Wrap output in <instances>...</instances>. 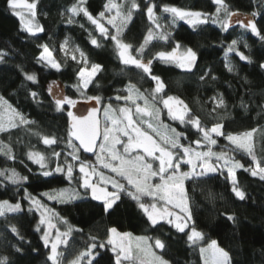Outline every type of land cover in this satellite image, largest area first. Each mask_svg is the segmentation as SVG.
Wrapping results in <instances>:
<instances>
[{
	"label": "trees",
	"instance_id": "trees-1",
	"mask_svg": "<svg viewBox=\"0 0 264 264\" xmlns=\"http://www.w3.org/2000/svg\"><path fill=\"white\" fill-rule=\"evenodd\" d=\"M115 1L118 4L124 2ZM75 2L76 0H38L36 21L43 31L30 35L21 30L20 20L9 8L8 0H0V50L7 53L0 60V95L28 120L35 122L26 127L0 132V140L11 147L15 156L14 160H9L0 155V169L14 168L21 176L28 177L26 182L18 185L0 177V200L19 202L21 205L20 211L0 216V258L6 257V264H52L48 260L50 246L45 247L41 239L44 234L43 225H40V231H36L41 218L40 212L24 198L27 190L32 196L40 198L54 213L56 231L64 233L69 228L72 229L67 243L59 245L58 250L62 253L60 263L74 260L80 252L85 251L92 243V236L97 237V244L105 242L108 229L114 227L132 235L160 238L165 247L159 250V254L171 264H202L200 247L212 240L217 241L218 246L228 253L230 264H264V180L251 176L243 169H238L236 173L238 184L245 192L246 198L243 201L231 191L226 171L223 174L212 173L185 181L195 227L203 234L201 243L192 244L185 233L178 232L164 222L156 228L150 227L137 202L126 192H121L120 199L105 212L103 201L92 199V195L80 186L78 163L73 162V179L69 182L64 173L53 172L47 177L41 175L40 165L28 158L27 153L30 151L44 154L48 158L49 169H54L58 162L63 164L65 159L71 161L68 156L71 149L67 147L69 107L65 105L63 111L56 110L54 96L49 93L50 85L51 92L55 86L63 96L76 101L98 96L101 98V107L122 102L116 96L119 90L129 84L135 85L141 92H151L156 86L150 77L135 66L124 65L112 39L101 36L82 14L76 17L74 23L67 22V9ZM137 2L140 10L134 11L120 37L123 43L132 45L131 52L134 56L135 49L144 43L150 27L144 11L147 0ZM152 2L158 6L156 13L161 17V25L172 21L170 14L160 12L159 6L165 4L207 13H214L216 9L212 0ZM225 2L236 13L251 15L256 12L253 19L264 34V0ZM106 3L107 0H86V7L96 16L104 11ZM124 11H127V4ZM110 28L112 30L113 27ZM161 30L171 33L167 41L156 35ZM111 33L115 34V31ZM93 37L97 39L98 47L90 43ZM65 38L72 45L78 46L90 63L102 66L87 89L77 91L75 87L78 82L76 73L82 65L66 58L61 52L59 43ZM239 38L243 40V44H237V48L251 62L241 60L235 52L228 53L232 67V71H229L225 66V52L228 44ZM177 43L181 45L177 51H183L187 47L196 51L197 61L191 71L172 62H162L159 59L153 61L152 74L159 76L164 83L159 101L168 96L178 98L188 106L193 115L200 118L203 125L210 128L214 123L220 122L224 125L225 133L237 134L256 129L253 150L258 157H264V69L260 67L264 63V40L237 24L222 31L217 24L209 22L193 30L184 21L176 20L174 25H162V29L154 30V39L145 47L143 58L151 59L159 51L171 52ZM40 45H47L52 51L53 57L61 65L59 71L46 66L43 61L38 62L37 57L43 51ZM25 73L34 74L36 82L26 80ZM205 73L210 74L201 80L200 77ZM31 92L38 94L35 99L30 95ZM220 95L225 105L213 111L215 101L211 98ZM159 101L155 102V107L160 109L159 119L167 121ZM173 126L186 134L187 139L182 140L184 144H189L201 135L189 124L174 122ZM34 133L55 137L58 143L47 146ZM216 139L218 143L214 146V151H227L232 147L223 137ZM72 143L75 145L73 139ZM53 151L61 153L58 160L51 155ZM230 154L245 167L252 165L245 153L233 151ZM79 155L83 160L94 159V156L88 157L81 152ZM62 187L77 190L83 197L59 202L41 196L44 191ZM144 200L150 203L148 198L145 197ZM225 213L233 215L235 220H228ZM11 226L17 228L23 240L11 232ZM189 231L190 229L185 230ZM16 248L21 251H16ZM92 256L94 258L91 264H116L115 253L109 246L93 249ZM86 259L81 264H89Z\"/></svg>",
	"mask_w": 264,
	"mask_h": 264
},
{
	"label": "snow or ice",
	"instance_id": "snow-or-ice-1",
	"mask_svg": "<svg viewBox=\"0 0 264 264\" xmlns=\"http://www.w3.org/2000/svg\"><path fill=\"white\" fill-rule=\"evenodd\" d=\"M37 2L38 0H31V2L29 0H8L9 8L20 20L21 30L27 31L30 35L43 31V28L36 22ZM212 2L216 5L214 13L181 9L166 4L159 7L162 14L168 13L172 16V25L175 24L176 19H179L195 30L199 26L211 22L217 24L222 31H227L234 22L240 28L250 31L254 36L264 40V34L261 33L253 19L257 15L256 12H252L246 19H240L238 18L239 13L231 11L225 0H212ZM125 4H127V11H124ZM157 7L152 0H147L144 11L150 22V27L144 37V43L135 49V56L130 52L132 45L123 43L120 37L128 22L131 21L134 11L140 10L137 0H124L119 4L115 0H107L104 11L96 16L88 11L86 0H76L67 9L70 14L67 21L69 24L74 23L73 18L75 16L82 14L95 26V30L101 36L105 39L109 37L112 39L115 43L117 55L124 65L135 66L143 74L150 77L156 86L151 92H141L135 85L129 84L125 89L128 94L125 96L118 95L116 99L134 105L137 118L134 119L131 107H121L118 109L119 114H117V110L109 104L104 108L106 124L102 133L100 122L95 115L98 109H90L87 116H76L72 111H68L70 122L67 147L71 149L68 152L71 161L65 159L63 164L58 162L54 169H49L48 158L44 154L30 151L27 156L33 163L40 165L41 175L47 177L52 175L53 172L64 173L69 182L73 179L75 167L73 162L78 163L79 172L82 174L80 186L85 190H91L92 199L103 201L105 212L120 199L119 194L121 192H126L137 202L150 227L156 228L161 222H164L178 232L185 233L188 241L196 244L203 239V234L195 227L185 181L204 177L211 173L223 174L226 171V179L232 186L231 191L235 197L243 201L246 197L245 192L238 184L237 170L243 169L249 172L251 176L264 180V157H258L253 150V134L257 131L256 129L237 134L225 133L223 131L224 125L220 122L214 123L209 128L202 124L198 116L191 113V110L183 104V101L172 96L162 99L164 107L168 110L169 118L178 120L181 124L191 125L201 135L198 139L185 145L182 143V140L187 139L185 133L162 124L159 119L160 109L155 107V102L158 99L157 94L164 89V83L159 76L152 74L151 65L155 59H159L162 62H176L178 67L191 71L197 61V53L191 47H187L184 51L178 53L177 49L181 48V45L177 43L171 52L159 51L151 59L145 60L143 58L145 47L154 39V30L162 29L159 22L161 17L156 13ZM113 9L116 10L115 15H106V13L110 14ZM105 20L108 25L115 29V34L111 33L105 26L103 22ZM89 35L91 37V33ZM156 35L161 40L167 41L171 33L161 30L156 32ZM90 43L99 46L97 39L94 37L90 39ZM237 44V40H232L227 46L225 56L227 57L228 53L235 52L241 60L251 62L249 57L238 50ZM40 47L43 51L37 57L38 62L43 61L46 66L59 71L61 65L53 58L52 51L47 45H40ZM245 47H247V44H245ZM60 50L65 52L66 58L71 55V59L82 65L76 73L78 82L75 87L77 91H80L81 88L87 89L95 75L102 70V66L90 63L86 54L78 46L69 48L67 40L60 45ZM75 53H79V58ZM6 55V52L0 50V60ZM225 66L229 71H232L230 64L226 62ZM260 67L264 69V63ZM209 74L205 73L200 79L203 80ZM25 79L33 83L36 82L34 74L25 73ZM212 79H215V77H212ZM49 93L52 94L51 85L49 86ZM30 95L35 99L38 94L31 92ZM81 95L83 96L84 93H81ZM85 98L88 100L94 99L97 104L101 103V98L98 96ZM211 99L215 101L213 111L225 105L222 95L214 96ZM140 100L143 101V106L137 103ZM54 103L57 111H63L65 105L74 108L77 101L68 96H54ZM4 104H6V101L3 100V97H0V109H3ZM174 105L177 107H174ZM145 117L148 119H145ZM33 123L35 122L28 120L11 105H8L5 110H0V132H8L12 128L26 127ZM34 134L40 136L42 143L47 146L58 143L55 137L43 136L39 133ZM73 137L79 141V147L73 145ZM122 137H127V142H124ZM216 137H223L232 147L227 151H214V146L218 143ZM118 145L122 146L123 151H120ZM192 145H195V147ZM97 146L99 147L98 153L95 151ZM80 148L84 152L96 155V164L114 175H105L103 171L97 168L96 164L82 161L78 154ZM233 151L245 153L251 159L252 165L245 167L230 154ZM0 155H4L9 160L15 159L11 147L4 144L3 141H0ZM51 155L58 160L61 153L53 151ZM185 164L190 167V171H182V166ZM0 177L14 185L26 182L28 179L26 176H21L14 168L0 169ZM94 177L98 180H94ZM124 181H126V184ZM108 185H111L114 190L109 191ZM75 195L74 192H68L64 189L41 193V196H47L48 199L59 202H63L65 199L71 200L75 198ZM145 197L151 203H146ZM24 198L28 199L37 210L43 209L40 211L41 218L36 231H40V225L45 223H47L48 229L55 227L51 223L50 215H54V213H51L50 209L32 196L31 193H28L27 190H25ZM20 210L21 205L19 202L11 204L7 200L0 201V216ZM29 211H32V208H29ZM225 215L228 220H235L233 215L227 213ZM48 229L44 230L41 239L45 247L50 244L48 260L52 264H59L62 256V253L58 250L59 245L67 243V237L72 229L69 228L64 233L57 230L56 238L52 240L49 239ZM186 229H190V231L185 232ZM11 232L23 240L15 226H11ZM90 240L92 243L88 245L85 251L77 255L72 264H81L82 260L92 256L93 249L97 247L105 248L108 245L112 246L111 250L115 253L116 264H124V262H127V264H167V261L154 250L165 247L160 238L133 237L131 233H119L116 228H110L108 229L106 242L97 244V237L95 236L90 237ZM16 251H21V249L16 248ZM200 252L204 264H230L228 253L220 248L215 240H212L207 248L201 247ZM6 262V257L0 258V264H6ZM89 264H91V260H89Z\"/></svg>",
	"mask_w": 264,
	"mask_h": 264
},
{
	"label": "rangeland",
	"instance_id": "rangeland-1",
	"mask_svg": "<svg viewBox=\"0 0 264 264\" xmlns=\"http://www.w3.org/2000/svg\"><path fill=\"white\" fill-rule=\"evenodd\" d=\"M29 2H31V1H29ZM116 2V1H115ZM117 3V2H116ZM115 12H116V10L115 9H113L112 10V12L109 14V13H106V15H115ZM67 14V16L69 17L70 16V14L67 12L66 13ZM250 15H248V14H243V13H239V17L238 18H240V19H246L247 17H249ZM76 17L77 16H75L73 19L75 20L76 19ZM172 17V16H171ZM176 20H179V19H176ZM183 21V20H182ZM37 22V21H36ZM104 23H105V26L109 29V31L110 32H112V31H115V29L114 28H112V30H111V28L110 27H112L111 25H108L107 24V22H106V20L105 21H103ZM171 22L172 21H170L169 23H167V22H163L162 23V25H164V26H169V25H171ZM233 24H235L234 22H233ZM65 40H67L68 41V47L69 48H75L76 46H74V45H72L71 44V42L67 39V38H65V39H63L60 43H59V46L65 41ZM238 44H243V40L241 39V38H239V40H238ZM184 51V50H183ZM62 52V51H61ZM130 52H131V49H130ZM179 52H182V51H178V53ZM241 52V51H240ZM63 53V55L65 56V52H62ZM132 53V52H131ZM75 55L77 56V58H79V53H75ZM69 58H71V55H69L68 56ZM54 58V57H53ZM55 59V58H54ZM56 60V59H55ZM226 62L228 63V64H230L229 63V59H228V57H226ZM172 63H175V64H177L176 62H172ZM128 87V86H127ZM127 87H125V88H123V89H121V90H119V92H118V94H117V96L118 95H120V96H125V95H127L128 93L125 91V89L127 88ZM52 94H53V96H63V94H61L60 92H59V89L57 90V88H55V86L54 87H52ZM157 96H158V99H157V101H159V94H157ZM0 97H2L1 95H0ZM3 100L4 101H6L4 98H3ZM156 101V102H157ZM137 103H139L141 106H143V101L142 100H140V101H137ZM159 103H160V105H161V108H162V110H163V113H164V117L167 119V121H161L162 122V124L163 125H168V126H170L171 128H175L174 126H173V123L174 122H176V123H179V124H181L178 120H172V119H170L169 118V115H168V110H167V108H165L164 107V105H163V103H162V99L159 101ZM8 105H10L7 101H6V104H4L3 105V109H0V110H5V109H7V106ZM107 105H109V104H106V105H104V106H102L101 108H102V110H101V121H102V125H101V131L103 132V129H104V127H105V124H106V119H105V113H104V108H105V106H107ZM111 105V104H110ZM112 106V108L113 109H116L117 110V114H119L118 113V109L119 108H121V107H131L132 108V111H133V116H134V119L135 118H137L136 117V114H135V106L134 105H131L130 104V102L129 103H126L124 100H122V102H120V103H118V104H116V105H111ZM12 107V106H11ZM174 107H177L176 105H174ZM12 108H14V107H12ZM145 119H146V117H145ZM257 134H256V132L253 134V141H254V138H255V136H256ZM122 140H124V142H127V137H122ZM1 141V140H0ZM185 145H188V144H185ZM76 146V145H75ZM193 147H195V145H192ZM119 149H120V151H123V148H122V146H120V145H118L117 146ZM202 150H206V149H202ZM97 153L99 152V147L97 148V151H96ZM79 153H80V150H79ZM78 153V154H79ZM80 156V155H79ZM80 159H81V157H80ZM82 161H88L89 163H91V164H96V155H94V159H92V160H83V159H81ZM96 166H97V168L100 170V171H103L104 173H105V175H114V174H112V173H110L107 169H102V168H100V166H99V164H96ZM78 169H79V165H78ZM182 171H190V167L188 166V165H183L182 166ZM197 171H199V169H197ZM212 174V173H211ZM81 176H82V174L80 173V185H81V183H82V180H81ZM94 180H98V178H96V177H94L93 178ZM124 183L126 184V181H124ZM102 186V185H101ZM108 187V190L109 191H113L114 189H112L111 188V185H108L107 186ZM60 189H64V190H67L68 192H74L76 195H75V198H73V199H77V198H82L83 197V194L82 193H79V191H77V190H74V189H71V188H69V187H62V188H59V189H54V190H60ZM53 190H47V191H44L43 193H50V192H52ZM90 194H91V190L90 189H88L87 190ZM43 197H45L46 199H48L47 198V196H43ZM38 200H40V202L43 204V205H45L48 209H49V207H48V205H46L45 203H43L42 201H41V199L40 198H38V197H36ZM73 199H71V200H73ZM48 200H50V199H48ZM0 201H5V200H0ZM50 201H53V200H50ZM57 201V200H56ZM65 201H69L68 199H65L63 202H65ZM9 202V201H8ZM9 203H11V204H15V203H13V202H9ZM150 203H151V201H150ZM33 207L34 208H36L34 205H33ZM43 209H40V210H38L39 212L40 211H42ZM51 213H52V211H51ZM50 219H51V223L55 226V221L53 220V215H50ZM43 225V227H44V230L45 229H48V225H47V223H45V224H42ZM112 228H114V227H112ZM117 229V228H116ZM48 231H49V233H50V236H49V239L50 240H52V239H55L56 238V230H55V228L53 227V228H50V229H48ZM117 231L119 232V233H125V231H120V230H118L117 229ZM133 237H140V236H138V235H132ZM152 238H157V237H152ZM107 240V239H106ZM201 241L202 240H200V241H198L197 243H201ZM106 242V241H105ZM154 242V241H153ZM210 243V242H209ZM209 243H207L206 245H201V247H204V248H207V246H208V244ZM49 246H50V244H49ZM110 248L112 247L111 245H108ZM200 247V248H201ZM220 247V246H219ZM221 248V247H220ZM155 251H156V253L158 254V255H160L159 254V249H154ZM224 250V249H223ZM225 251V250H224ZM161 256V255H160ZM94 258V256H91V257H88L86 260H87V262H89V260H92ZM163 259L165 260V261H167V264H171L170 263V261L169 260H167L166 258H164L163 257ZM72 261L73 260H71V261H68V262H65V263H60L59 262V264H72ZM124 264H127V262H124ZM202 264H204V259H203V257H202Z\"/></svg>",
	"mask_w": 264,
	"mask_h": 264
},
{
	"label": "water",
	"instance_id": "water-1",
	"mask_svg": "<svg viewBox=\"0 0 264 264\" xmlns=\"http://www.w3.org/2000/svg\"><path fill=\"white\" fill-rule=\"evenodd\" d=\"M92 108H96L98 109V111L95 113L96 118L99 120L100 122V131H101V105L97 104L96 101L93 100H88V99H83V100H77V104L74 108H69L68 111H72L74 115L76 116H87L88 115V111ZM70 122V118L68 116V123ZM102 133V131H101ZM73 142L75 143V145L77 147H79V141L75 139V137L72 138ZM98 146L96 147L95 151H97ZM81 153H83L84 155L88 156V157H93L94 154L90 153V152H84V150L82 148L79 149ZM161 250V249H159Z\"/></svg>",
	"mask_w": 264,
	"mask_h": 264
}]
</instances>
